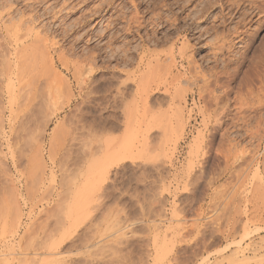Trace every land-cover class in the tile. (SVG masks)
Listing matches in <instances>:
<instances>
[{
  "label": "rangeland",
  "instance_id": "obj_1",
  "mask_svg": "<svg viewBox=\"0 0 264 264\" xmlns=\"http://www.w3.org/2000/svg\"><path fill=\"white\" fill-rule=\"evenodd\" d=\"M244 2L239 12L225 9L230 18L223 13V26L219 0H0V264H264V104L250 108L264 97V75L254 78L264 60V11ZM22 12L28 21L20 33L29 27L46 37L50 64L15 62L6 29H14ZM135 12L146 23L129 34ZM140 35L167 63L165 52L189 41V63L175 60L185 88L176 101L184 128L148 129L140 114L131 130L124 124L131 98L117 91L136 64L121 59L139 54ZM223 40L232 52L227 56L215 51ZM190 63L203 74L194 72L199 85L225 64L232 70L239 63L232 86L254 101L245 117L233 119V107L214 132L202 102L193 101L198 86ZM249 77L254 82L241 85ZM168 102L164 90H155L150 106L171 116ZM109 135L116 151L122 140L130 143L128 157H118L95 190L75 194L89 164L83 154ZM74 194L78 203L69 209Z\"/></svg>",
  "mask_w": 264,
  "mask_h": 264
},
{
  "label": "bare ground",
  "instance_id": "obj_2",
  "mask_svg": "<svg viewBox=\"0 0 264 264\" xmlns=\"http://www.w3.org/2000/svg\"><path fill=\"white\" fill-rule=\"evenodd\" d=\"M30 1V0H29ZM245 0H219L220 2V8H221V11H220V14L222 15L221 16V22L223 23V26L224 24H226V22L228 21V17H229V13L230 11L228 12H225V9L229 6H234V8L237 9V12H239L238 8H241L242 5H244L243 3H246L244 2ZM66 2V1H65ZM248 2L250 3V5H252L251 9H257L259 11H264V0H248ZM64 3V1H63ZM154 3V2H153ZM11 6V5H9ZM152 6V5H151ZM11 8V7H10ZM34 8V7H33ZM52 8V7H51ZM12 9V8H11ZM97 9V8H96ZM164 9V8H163ZM51 10V9H50ZM14 11V10H13ZM227 11V10H226ZM232 11V10H231ZM11 12V11H10ZM19 12V11H18ZM254 12V11H253ZM9 13V12H7ZM153 13V12H152ZM223 13L227 14L224 15ZM11 14V13H10ZM157 15H159L158 17L161 16V13L158 12L156 13ZM26 14L22 12V16H20V22L16 25L15 24V27L14 29H10V28H7V34L10 35V44L14 46V50H15V56H14V59H15V62L17 63H24V62H28L31 64V62H33V64L37 63V64H41L43 62H48V64H50L49 62L51 61V59H49V56H48V50L47 49V46H48V42H47V39L46 37L43 38V37H40L39 36V32H33V30L31 28L28 27L27 31L22 34L20 33L21 30H23V23H24V20L27 22L28 19H23L24 16ZM154 15V14H153ZM200 16V15H199ZM237 16V14H236ZM152 17V16H151ZM31 18V16H30ZM118 18V17H117ZM171 18V17H170ZM215 18H217L215 16ZM230 18V17H229ZM32 19V22L34 21L33 18ZM128 26L125 28L126 31H128V33L130 34V31H134V27H136V31L137 32H140L141 28H143L144 26V22L146 23V20L145 19H142L140 14L138 13H132V15H130V17L128 18ZM30 20V19H29ZM104 20V19H102ZM154 20V19H153ZM156 20V19H155ZM163 20V19H162ZM11 21V20H10ZM31 21V20H30ZM25 22V24H26ZM110 22V21H109ZM167 22V21H166ZM88 23V22H87ZM100 23V22H99ZM102 23V22H101ZM106 23V22H105ZM111 23V22H110ZM127 23V22H126ZM109 24V23H107ZM12 26V25H10ZM9 26V27H10ZM31 26V25H30ZM187 26V25H186ZM26 27V26H25ZM122 27V26H121ZM237 30L239 32V26H237ZM12 28V27H11ZM27 28V27H26ZM111 28V27H110ZM236 28V27H235ZM4 29V28H2ZM1 30V29H0ZM190 30V29H189ZM236 31V30H235ZM236 32V33H238ZM235 33V32H233ZM241 33V32H240ZM139 35V34H138ZM144 35V34H143ZM143 35H140V40H141V45L139 46V49H137V51L139 50V54L138 55H135V56H130L131 52L130 53H127L122 59L121 61L124 63H127L128 62L130 64H136L135 68H133L132 70H130V72L128 73L127 77H126V81L122 82L123 84V87L122 89H118L117 93H119L120 97L121 98H125L124 97V93L125 95H128L129 98H131L130 102L128 101V103L125 105V125L127 126V128H129L130 126V130H131V123L136 120V119H133L134 117L137 118V120L139 121L140 119H138V116L139 114L142 116L143 120L145 121H142V118L141 120L139 121V123H145L144 125L146 126V123L147 126H149L148 129H150V125H151V129H152V126L154 127H157L159 126V128H168V127H173V126H178V127H183L184 128V122L185 120H183V114L182 111L179 109V106H176V101H177V98L179 97H183V94L182 91H184L185 88H180V81H181V76H182V72H180L179 70H177V67H178V64H175V60H177L178 58L180 60H187L188 63H189V59H191L192 57H189V48H190V45L188 44L189 41H182L181 43V46H179V48L177 46H173L171 47V50L169 49L167 52H165V55L169 57V63H167V60L166 59H163L161 58V52H155V51H149L146 47H145V36ZM104 36V35H103ZM111 36V35H110ZM81 37V36H80ZM224 38V37H223ZM185 39V38H184ZM226 39V38H225ZM110 40V39H109ZM227 40V39H226ZM51 41V40H50ZM154 41V40H153ZM230 41V40H229ZM221 42V41H220ZM9 43V42H8ZM58 43V42H57ZM56 43V44H57ZM232 44V41L230 42ZM229 43V44H230ZM55 44V45H56ZM8 45V44H7ZM10 45V46H11ZM54 45V43H53ZM52 45V46H53ZM176 45V43H175ZM234 45V44H233ZM232 45V46H233ZM156 46V45H155ZM55 48V47H53ZM136 48V47H135ZM170 48V47H169ZM216 48L217 50L215 49V51L218 52V54H221V55H226L229 53V51L231 50L230 49V46L228 45V41L226 42L225 40H223L221 43H217L216 45ZM233 48V47H232ZM56 49V48H55ZM127 49V48H126ZM63 50V49H62ZM112 50V49H111ZM130 50V49H128ZM127 50V52H128ZM51 51V50H50ZM59 51V50H58ZM64 51V50H63ZM132 51V50H131ZM135 51V50H133ZM132 51V52H133ZM231 52V51H230ZM216 53V52H215ZM232 53V52H231ZM63 54V53H62ZM134 54V53H133ZM131 54V55H133ZM230 54V53H229ZM59 55V53H58ZM163 55V54H162ZM217 55V54H216ZM83 56V55H82ZM88 56V55H87ZM93 56V55H92ZM90 56V57H92ZM220 56V55H219ZM230 56V55H229ZM228 56V57H229ZM62 57V55H61ZM60 57V58H61ZM68 57V56H67ZM129 57V58H128ZM132 57H135L134 60ZM164 57V56H162ZM69 58V57H68ZM85 58H88V57H85ZM117 58V57H116ZM120 58V57H119ZM167 58V57H166ZM189 58V59H188ZM227 58V57H226ZM230 58V57H229ZM227 58V59H229ZM92 60V58H89ZM240 59V58H239ZM11 60V59H10ZM90 60V61H91ZM94 60V59H93ZM119 60V59H118ZM162 60V61H161ZM166 60V62L164 61ZM231 60V59H230ZM13 61V60H12ZM11 61V62H12ZM85 61V59H84ZM8 62H9V59H8ZM14 62V61H13ZM66 62V61H65ZM88 62V59L84 62L86 63ZM119 62V61H118ZM182 62V61H181ZM196 62V61H195ZM238 62H242L241 60L238 61ZM5 63V62H4ZM63 63V62H62ZM74 63V62H73ZM83 63V62H82ZM89 63V62H88ZM87 63V64H88ZM177 63V62H176ZM184 63V62H183ZM193 63V62H192ZM192 63L189 64V68H188V72L189 73H192V75H190L191 77L193 76L194 78H192V81L194 80L195 83L197 81L198 78H195V76L197 77L199 75V72H196L194 71L195 73H198L195 74L194 72H192L191 69H194V68H191L193 67V64ZM225 63V62H224ZM8 65L10 64L7 63ZM31 64V65H33ZM65 64V63H64ZM72 64V63H71ZM181 64V63H180ZM21 65V64H20ZM36 65V64H35ZM70 65V64H69ZM82 65V64H81ZM89 65V64H88ZM188 65V64H187ZM186 65V66H187ZM197 64H195L194 66H196ZM29 66V65H28ZM48 66V65H47ZM83 66V65H82ZM92 66V65H91ZM133 66V65H132ZM185 66V65H184ZM191 66V67H190ZM65 67V66H64ZM88 67V66H87ZM235 67V66H234ZM32 68V67H31ZM35 68V67H34ZM55 68V67H54ZM67 68V67H66ZM81 68V67H80ZM92 68V67H90ZM89 68V70H91ZM187 68V67H186ZM180 69V68H179ZM215 69V68H214ZM220 69V68H219ZM218 69V72H217V69L216 71L214 72L215 74H213V77H212V74H211V77L213 78V81L212 78H210L211 80H209V78L207 79V77L205 78V82L203 83V85H199L198 83H194L195 85H197L198 87V92H194V89H193V101L198 104L199 102H202L203 106H202V111L204 114H208L209 115V118L211 120H214L213 124H212V129L214 132L216 131H220L221 128L225 125L227 119H230L229 117L233 114L234 118H244L245 117V113H246V107L247 104L249 105L250 102L253 103L252 101H247L248 98H243V94H242V90H241V87H239L238 91H237V94H236V90L233 88V76L236 74V72H238L239 70V63L238 65L234 68V69H230L229 68V65L228 63L225 64L223 66V68H221L222 70L219 71ZM31 70V69H30ZM35 70V69H34ZM51 70V69H50ZM196 70V68H195ZM208 70V69H207ZM26 71V70H24ZM32 71V70H31ZM80 71V70H78ZM121 71V70H120ZM47 72V71H46ZM89 72V71H88ZM176 72V73H175ZM204 72V71H203ZM217 72V73H216ZM255 79H260L262 78V76L264 75V60L263 58L261 59L260 57V60L256 63L255 65ZM57 73V72H56ZM78 73V72H77ZM185 73V72H184ZM194 73V74H193ZM208 73H210L208 71ZM50 74V73H49ZM181 74V76H180ZM34 75V74H33ZM58 75V74H56ZM84 75V74H83ZM186 75V74H185ZM200 75H203L202 73H200ZM198 76V77H203V76ZM205 75V73H204ZM254 75V73H253ZM190 76H189V79H190ZM209 76V75H208ZM24 77V76H23ZM58 77V76H57ZM56 77V78H57ZM79 78V84H80V95L84 97V95H86V81L85 79L81 78V75L79 74L77 76ZM185 77H188V76H185ZM50 78V77H49ZM123 78V77H122ZM184 78V76H183ZM202 78V79H204ZM253 77H249V80H243L242 81V84L243 85L245 82V85H247V82L249 81H252L254 82L253 80H255ZM264 78V77H263ZM58 79V78H57ZM25 80V79H22V81ZM55 80V79H54ZM261 80V79H260ZM183 81V79H182ZM181 81V82H182ZM191 81V82H192ZM212 83H211V82ZM263 81V80H262ZM26 82V81H25ZM63 82V81H61ZM119 82V81H118ZM121 82V81H120ZM24 83V82H22ZM27 83V82H26ZM25 83V84H26ZM251 83V82H250ZM249 83V84H250ZM264 83V82H263ZM88 84V82H87ZM101 84V83H100ZM188 84V83H187ZM192 84V83H191ZM27 85V84H26ZM48 85V84H47ZM119 85V84H118ZM121 85V84H120ZM119 85V86H120ZM121 85V86H122ZM214 85V86H213ZM216 86H218L219 88L221 87L223 90L219 89V91L222 93L219 95H216L215 94V91L217 90L216 88H214ZM255 85V84H254ZM264 85V84H262ZM29 86V85H28ZM117 86V85H116ZM213 86V87H212ZM258 86V85H257ZM185 87V86H184ZM250 87V86H249ZM32 88V87H31ZM58 88H61V87H58ZM110 88V87H109ZM113 88V87H112ZM163 88V89H162ZM251 88V87H250ZM26 89V88H25ZM71 89V88H70ZM106 89V88H105ZM182 89V90H181ZM216 89V90H215ZM261 90L264 89L263 87L260 88ZM111 90V89H110ZM155 90H164V92L168 95V100H169V105H173L172 106V115L169 116L167 115L166 112H154L152 109H154L152 106H150V99L152 98L153 96V93L155 92ZM192 90V88H191ZM249 90V89H248ZM28 91V90H27ZM31 91V90H30ZM59 91V90H58ZM197 91V90H196ZM234 91L235 95L234 96H237V97H231V94L232 92ZM29 92V91H28ZM35 92V91H34ZM108 92V91H107ZM206 92H208V94L206 95ZM216 92V93H217ZM257 92V91H256ZM30 93V92H29ZM59 93V92H58ZM61 93V92H60ZM110 93V92H109ZM184 93V92H183ZM233 93V94H234ZM15 94V93H14ZM34 94V93H33ZM56 94V93H55ZM264 94V93H263ZM22 95V94H21ZM26 95V94H25ZM155 95V94H154ZM247 95V94H246ZM256 95V94H255ZM14 96V95H13ZM78 96V95H77ZM87 96V95H86ZM101 96V95H100ZM108 96V95H105V97ZM262 96V95H261ZM260 96V97H261ZM15 97V96H14ZM54 97V96H53ZM69 97V96H68ZM74 97V96H73ZM101 97H104L101 96ZM100 97V98H101ZM119 97V98H120ZM127 97V96H126ZM186 97V96H185ZM254 97V96H253ZM256 97V96H255ZM258 99V103L256 104H253L252 107L251 104L249 105L250 108L256 110L257 107H260L261 105L264 104V97H261ZM16 98V97H15ZM28 98V97H27ZM105 99V98H103ZM102 99V100H103ZM113 102L118 99V95L115 93V95L113 96ZM127 99V98H126ZM180 99V98H179ZM184 99V97H183ZM73 100V98H70L68 103H70L71 101ZM186 100V99H185ZM126 101V100H125ZM246 101V103H245ZM233 102V103H232ZM115 103V102H114ZM161 103V102H160ZM164 103V102H163ZM185 103V102H184ZM80 104V103H79ZM62 105V104H61ZM64 105V104H63ZM82 105V103H81ZM108 105V104H107ZM178 107V108H176ZM80 106V105H79ZM102 106V105H101ZM161 106V104H160ZM115 107V106H114ZM155 107V106H154ZM158 107V106H157ZM156 107V108H157ZM233 107L234 108V111L233 113L231 114V111L233 110ZM171 108V107H170ZM117 109V108H116ZM115 109V110H116ZM119 109V108H118ZM117 109V110H118ZM183 109V108H182ZM261 109V107L259 108ZM39 110V109H38ZM88 110V109H87ZM155 110V109H154ZM171 110V109H170ZM248 110V109H247ZM263 110V109H262ZM79 112V111H78ZM122 113V112H121ZM188 114V113H187ZM81 115V114H80ZM88 115V114H87ZM124 115V114H123ZM138 115V116H137ZM256 115V114H255ZM85 116V115H84ZM112 116V115H111ZM205 116V115H204ZM258 116V115H257ZM140 117V116H139ZM208 118V116H206ZM206 117H205V120H206ZM252 117V116H251ZM82 119V118H81ZM95 119V118H94ZM113 119V118H112ZM204 119V118H203ZM107 120V119H106ZM105 120V121H106ZM109 120V119H108ZM188 120V118H187ZM204 120V121H205ZM261 120V119H260ZM80 121V120H79ZM111 121V120H110ZM137 121V122H138ZM203 121V122H204ZM259 121V120H258ZM81 122V121H80ZM135 122V121H134ZM206 122V121H205ZM204 122V124H205ZM122 123V122H121ZM207 123V122H206ZM262 123V122H261ZM79 124V123H78ZM81 124V123H80ZM100 124V123H99ZM131 124V125H130ZM86 125V124H85ZM93 125V124H92ZM135 125V124H134ZM157 125V126H156ZM100 126V125H99ZM140 126V124H139ZM146 126V127H147ZM206 126V124L204 125ZM111 130L113 128V125L112 124H105L104 128H107ZM137 127V126H136ZM207 127V126H206ZM82 128V127H81ZM139 128V127H138ZM158 128V129H159ZM175 128V127H174ZM106 129V130H107ZM108 129V130H109ZM147 129V130H148ZM176 129V128H175ZM181 129V128H180ZM248 129V128H247ZM127 130V129H125ZM130 130H128L130 132ZM141 130V129H140ZM253 130V129H252ZM57 131V130H56ZM133 131V130H132ZM162 132V130H159ZM167 131V129L165 130V132ZM176 131V130H175ZM136 132V131H135ZM147 132V131H146ZM209 132V131H208ZM250 133V131H248ZM54 133H57V132H54ZM128 133V132H127ZM204 133V132H202ZM254 134V132H252ZM251 133V134H252ZM165 134V133H164ZM211 134H212V131H211ZM214 134V133H213ZM212 134V135H213ZM74 135V134H73ZM178 135V134H176ZM202 135V134H201ZM204 135V134H203ZM256 135V134H255ZM53 136V135H52ZM123 136V135H122ZM55 137V136H54ZM126 137V136H123V138ZM178 137V136H176ZM204 137V136H203ZM73 138V137H72ZM122 137H120V139H123ZM54 139V138H52ZM95 139V138H94ZM176 139V138H175ZM203 139V138H202ZM51 140V139H50ZM49 140V141H50ZM77 140V139H76ZM117 139H115V137L112 135H109V136H104V139H102L99 144H94L93 146L92 143H90V147L89 149L83 154V160H86L88 164L87 166V169L85 170V172L82 174V178L80 179V182H78V186H77V190H75V194H79V192H83V190L85 188L87 189H94L96 184L98 183L99 184V180H101L100 178L103 179V176H109V173L111 172V168L113 166V163H115L116 159L118 157L120 158H125L126 157V154H127V157H128V153H129V150H128V145H130V143L124 139L122 140L123 143L121 142L120 144V150L118 149V151H116L117 149V142H116ZM177 140H179V138H177ZM52 141H55V140H52ZM72 141V140H71ZM98 141V140H97ZM135 141V140H134ZM129 144H128V143ZM200 142V141H199ZM95 143V142H94ZM134 143V142H133ZM202 143V142H201ZM200 143V145H201ZM70 144V143H69ZM97 146V147H96ZM212 143L210 141L209 143V150H211L212 148ZM132 147V146H131ZM137 147V146H136ZM206 150H207V145H206ZM140 149V148H138ZM200 149V148H199ZM213 149V148H212ZM85 150V149H84ZM128 151V153H127ZM39 152V151H38ZM211 152V151H210ZM37 153V152H36ZM199 153V152H198ZM208 153V151L206 152V154ZM55 154V153H53ZM53 154L51 155V152H50V155L51 157L53 156ZM70 154V153H69ZM77 154V153H76ZM36 155V154H35ZM49 155V156H50ZM216 155V154H215ZM77 156V155H76ZM80 156H82L80 154ZM53 158V157H52ZM54 158H55V155H54ZM80 158V157H79ZM72 159V158H71ZM76 159V158H75ZM44 160V159H43ZM78 160V159H77ZM118 161V160H117ZM116 161V162H117ZM84 162V161H83ZM205 164V163H204ZM53 172V171H52ZM55 173V172H54ZM53 173V174H54ZM99 181V182H98ZM76 182V181H75ZM73 183V181H72ZM71 183V184H72ZM97 184V185H98ZM71 187V185H70ZM75 187V186H74ZM95 190V189H94ZM73 192V193H74ZM72 195V200H71V203H68V208L71 209V204H72V208L75 206V204H77L78 200H77V197H74L75 196ZM79 198V197H78ZM75 201V202H74ZM73 202V203H72ZM74 204V206H73ZM73 211V209H72ZM71 214H73V212H71ZM70 214V215H71ZM69 215V216H70ZM68 219V218H67Z\"/></svg>",
  "mask_w": 264,
  "mask_h": 264
}]
</instances>
